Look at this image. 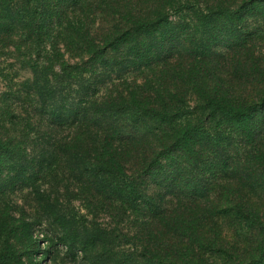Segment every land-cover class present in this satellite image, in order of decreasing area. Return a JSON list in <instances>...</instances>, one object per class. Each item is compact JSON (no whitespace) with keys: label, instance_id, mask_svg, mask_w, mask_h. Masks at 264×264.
Returning a JSON list of instances; mask_svg holds the SVG:
<instances>
[{"label":"trees","instance_id":"16d2710c","mask_svg":"<svg viewBox=\"0 0 264 264\" xmlns=\"http://www.w3.org/2000/svg\"><path fill=\"white\" fill-rule=\"evenodd\" d=\"M8 58L0 264L35 221L72 264H264V0H0ZM24 189L38 216L4 228Z\"/></svg>","mask_w":264,"mask_h":264},{"label":"rangeland","instance_id":"374dc122","mask_svg":"<svg viewBox=\"0 0 264 264\" xmlns=\"http://www.w3.org/2000/svg\"><path fill=\"white\" fill-rule=\"evenodd\" d=\"M0 69L4 71V73H0V95L3 91L9 90V86L12 87L13 91L20 88L21 83L29 77L28 71L18 68L12 58L5 59V62L2 64L0 63ZM21 107L26 109V111H30L31 106L30 103L26 101ZM53 182L57 184L54 185L55 190L53 188L52 190L55 192L59 191L56 194L60 196V201H69L71 205L77 206V210L82 215H88L89 203L86 200L87 198H85L86 193L80 192V188L74 180L66 183L58 179L53 180ZM6 202L9 204V213H4L3 217H1L4 228H16L22 220L33 222L35 217L38 216L37 203L31 189H24L13 193L6 198ZM98 218L101 224L107 223L110 224V227H115V219L112 215L108 216L106 213L101 212ZM35 223L36 221L32 225L31 230L33 239H25L23 240V246L20 245L21 251H24L21 252L23 253L22 260L24 264H26L29 256L40 259L43 264H72L65 253L66 249L55 244L56 241L53 228L45 224L40 226ZM1 229H3V227ZM49 246L50 249L48 248ZM48 250L51 252L49 253Z\"/></svg>","mask_w":264,"mask_h":264}]
</instances>
